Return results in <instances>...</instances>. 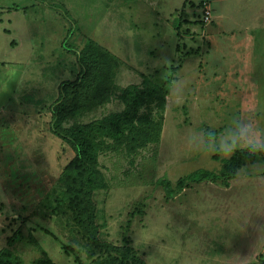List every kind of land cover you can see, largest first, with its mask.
Segmentation results:
<instances>
[{"label":"rangeland","instance_id":"rangeland-1","mask_svg":"<svg viewBox=\"0 0 264 264\" xmlns=\"http://www.w3.org/2000/svg\"><path fill=\"white\" fill-rule=\"evenodd\" d=\"M88 36L119 58L116 88L65 125L122 111L120 89L145 76L169 89L158 142L99 155L100 240L129 243L147 264H264V155L225 185L229 158L188 145L192 132L220 135L234 117L264 126V0H0V248L17 231L7 247L25 264L43 252L55 264L90 262L79 234L40 205L74 155L52 131L50 104L75 78L74 50ZM199 168L216 181L171 198L158 182L175 187Z\"/></svg>","mask_w":264,"mask_h":264},{"label":"trees","instance_id":"trees-1","mask_svg":"<svg viewBox=\"0 0 264 264\" xmlns=\"http://www.w3.org/2000/svg\"><path fill=\"white\" fill-rule=\"evenodd\" d=\"M74 53L78 72L74 79L60 82L57 97L50 104L52 131L72 148L74 155L64 165L58 179L49 186L40 205L79 234L87 250L88 264H147L129 243L117 245L100 240L93 196L108 185L99 169L102 151L125 149L127 153H134L149 143L159 141L169 89L167 84H156L150 76H145L141 85L129 84L120 89L118 96L124 105L122 111L87 123L65 125L70 118L109 101L116 88L114 79L120 64L117 55L89 36ZM33 153L35 158L38 157L37 150H33ZM6 159L11 172L10 166L16 165L14 157L8 154ZM254 160L255 156L246 151L233 154L221 169L225 177L224 184L228 185V179L243 164ZM15 175L18 177L19 172ZM216 175L210 170L199 168L179 178L175 187L167 179L158 182L163 186L166 196L171 198L187 187L189 182L204 179L215 182ZM36 198L33 191L26 200L32 203ZM18 239L19 234L15 231L7 237V246L14 245ZM7 246L0 248V264H25ZM30 264L55 263L43 252Z\"/></svg>","mask_w":264,"mask_h":264},{"label":"clouds","instance_id":"clouds-1","mask_svg":"<svg viewBox=\"0 0 264 264\" xmlns=\"http://www.w3.org/2000/svg\"><path fill=\"white\" fill-rule=\"evenodd\" d=\"M188 145L193 152L220 154L230 158L237 151H246L251 156L264 155V126L250 119L234 117L220 135L212 132H192ZM250 169L241 168L238 175L247 176Z\"/></svg>","mask_w":264,"mask_h":264},{"label":"built area","instance_id":"built-area-1","mask_svg":"<svg viewBox=\"0 0 264 264\" xmlns=\"http://www.w3.org/2000/svg\"><path fill=\"white\" fill-rule=\"evenodd\" d=\"M204 17H205L206 20H209V18H210V9L209 8L205 9Z\"/></svg>","mask_w":264,"mask_h":264}]
</instances>
